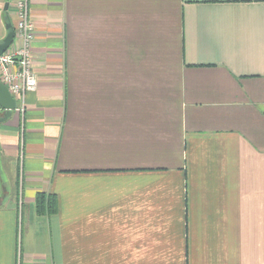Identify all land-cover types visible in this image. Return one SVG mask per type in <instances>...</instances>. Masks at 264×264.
Instances as JSON below:
<instances>
[{"label":"crops","instance_id":"1","mask_svg":"<svg viewBox=\"0 0 264 264\" xmlns=\"http://www.w3.org/2000/svg\"><path fill=\"white\" fill-rule=\"evenodd\" d=\"M30 17L37 89L23 121L0 107V264H264V0H30Z\"/></svg>","mask_w":264,"mask_h":264},{"label":"built area","instance_id":"2","mask_svg":"<svg viewBox=\"0 0 264 264\" xmlns=\"http://www.w3.org/2000/svg\"><path fill=\"white\" fill-rule=\"evenodd\" d=\"M16 11L15 37L18 47L0 56V81L7 86L17 101L16 110L21 114L23 121L26 113V95L35 91L38 85L32 61L35 27L30 17V0H19Z\"/></svg>","mask_w":264,"mask_h":264},{"label":"water","instance_id":"3","mask_svg":"<svg viewBox=\"0 0 264 264\" xmlns=\"http://www.w3.org/2000/svg\"><path fill=\"white\" fill-rule=\"evenodd\" d=\"M8 28L10 29L7 37L5 40L0 43V56L5 54L12 43L14 42L15 39V30L11 29V26ZM0 107L7 111V114L10 116L12 111H14L17 108V103L15 98L11 95L9 89L7 86H5L1 81H0Z\"/></svg>","mask_w":264,"mask_h":264},{"label":"trees","instance_id":"4","mask_svg":"<svg viewBox=\"0 0 264 264\" xmlns=\"http://www.w3.org/2000/svg\"><path fill=\"white\" fill-rule=\"evenodd\" d=\"M36 208L39 214L54 215L57 212L56 197L39 193L36 198Z\"/></svg>","mask_w":264,"mask_h":264},{"label":"rangeland","instance_id":"5","mask_svg":"<svg viewBox=\"0 0 264 264\" xmlns=\"http://www.w3.org/2000/svg\"><path fill=\"white\" fill-rule=\"evenodd\" d=\"M20 202H22V199H21V201H20ZM21 204H22V203H21ZM21 204H20V205H21Z\"/></svg>","mask_w":264,"mask_h":264}]
</instances>
